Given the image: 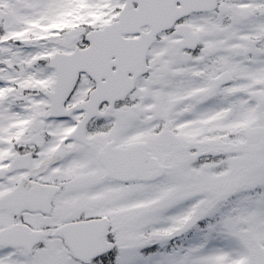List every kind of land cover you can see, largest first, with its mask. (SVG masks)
Returning <instances> with one entry per match:
<instances>
[{
    "label": "rangeland",
    "instance_id": "374dc122",
    "mask_svg": "<svg viewBox=\"0 0 264 264\" xmlns=\"http://www.w3.org/2000/svg\"><path fill=\"white\" fill-rule=\"evenodd\" d=\"M73 2L78 8L75 7ZM122 3L123 0H0V8H4L5 11L3 13L6 15V30L2 40H0V51H3L2 55H0L1 130L10 132L13 126L22 119L30 122L34 121L35 127H41L43 120L46 119L45 108L47 102L43 97L36 94L35 89L50 86L54 80L55 73L53 70L39 65L40 63L37 62L41 61L42 58H46L42 55H50L55 51L63 49L68 50L74 43L82 40L86 25L97 27L111 21L116 9ZM79 4H81L80 7ZM67 11L72 12L73 15L66 16L65 13ZM68 23L69 26L67 25ZM32 25L57 27L46 32L37 31L39 34L36 35V41H29L28 37H26L27 39L24 38L22 41L28 40L29 47L22 46L24 43L13 45L14 41L7 42L11 34L20 29L19 27H29ZM65 26L68 27L69 31L62 32L60 29ZM224 33L227 36H232L235 32L225 31ZM213 35L211 34L212 37ZM214 41L216 42L217 40L214 39ZM159 48V59H161L164 54L167 55V50ZM2 62L6 63V67H2ZM162 63L171 66L168 60L162 59ZM9 64L15 65V67L9 69L7 67ZM172 66L178 68L179 63L176 61ZM174 81V78L165 77L163 83L158 88L148 87L149 84H145L143 90L145 95H142L144 99L141 105L133 107L131 111H128L124 115L118 114L115 117L116 122L120 124L124 123V132L132 136L134 141L143 132L146 134L144 138H148L150 143L154 144L152 128L159 121L151 113L150 107L157 104L166 108V103L179 93L178 90L172 91V89H175ZM16 85L18 88H15ZM22 89H28V93H22ZM18 99H21L23 102L14 104L13 100ZM225 117L226 115H224ZM245 118L247 137L255 134L253 131H256V127L259 128L258 131L264 133V112L260 114L247 113L245 114ZM211 119L216 120V117H212L210 113L199 118L204 126L208 125L206 122L211 123L209 122ZM232 119L233 117L230 114L229 127L227 129L237 128L231 123ZM46 122H50V120L46 119ZM69 122L53 121L51 122L52 124L49 123L56 133V138L53 141L55 148L61 133L67 128ZM196 122H190L186 129L182 131L181 136L176 139L185 141L186 139L200 135V133L207 129L202 125L198 130L192 131L190 127ZM212 127L215 126H210L208 129ZM233 130L237 131L236 129ZM152 148L154 153L159 152V147L153 145ZM78 154L92 162L89 158L92 155L87 151H79ZM255 157L254 163L256 167L254 171L263 177V180L258 182V184L264 190V147L256 153ZM88 160H85L80 167L88 164ZM186 162L181 163L183 165L186 164V167H188L189 162ZM252 164L253 162H251V166ZM250 168H248V172L253 171ZM248 172L246 179L250 180ZM183 173L189 175L185 170ZM193 175H198V185L190 195L182 193L176 195L174 198H168L173 192L175 185H177L173 180V175L170 174L164 182L150 186L134 187V193H128L124 197L103 204L106 207L117 206L122 202L132 199L133 196L132 203L128 205V213H133L130 221L133 228L126 230V221L124 224L121 221H114L120 232V244L126 246V240L131 236L141 238L142 232L147 227L150 228L151 238L162 239V237H166L167 235L180 232V221L189 215L202 217L204 214H218L222 209L231 211L226 201L225 205L223 202H219L221 200L220 194L215 192L214 198L216 200L210 201L208 192H198L204 188V185L207 187V180L210 181L212 178L216 179L219 177L216 173H211L207 169ZM202 180H205V182H201ZM254 183L256 182H252L253 185ZM251 185L248 188H252L253 185L252 187ZM4 187L5 183L0 184V192ZM80 189L86 191L88 195L94 196L99 187H81ZM247 192L248 189L246 190ZM184 199H190V204L184 206L182 203ZM121 209L123 208L121 207ZM115 213V217H121L117 211ZM239 213L243 216H248L249 220L254 222L247 232L235 231L228 224L222 223L219 224L221 226H218V228H215V226L210 227L208 233L196 231L193 237L194 241L190 244L191 246L186 254H150L149 258L143 260L135 247L132 248L133 250L130 253L125 255L123 262L124 264H264V244L262 246L259 244V242L264 243V193L254 199L246 197L242 199ZM60 216L55 213L50 220H55ZM9 217L8 213L1 210L0 224L10 225L11 221H9ZM39 219L37 218V220ZM224 221L235 220L229 214V216L225 217ZM40 222L37 221V223ZM254 225L256 227H253ZM232 231H235L236 234H233ZM51 250L52 252L49 250L43 254H38L35 258H29L19 252L4 251L0 247V264H74L65 257L66 253L63 254L56 246Z\"/></svg>",
    "mask_w": 264,
    "mask_h": 264
},
{
    "label": "flooded vegetation",
    "instance_id": "af4514ba",
    "mask_svg": "<svg viewBox=\"0 0 264 264\" xmlns=\"http://www.w3.org/2000/svg\"><path fill=\"white\" fill-rule=\"evenodd\" d=\"M245 1L219 0L217 10L220 14L209 15L215 14L214 11L199 13L197 14L199 17H197L196 24H202L204 29H219L220 31L223 19L229 17L232 20V25L239 23L240 26H245L248 24L252 30H256L258 29L255 21L257 15L260 25L264 28V0H249L253 4H249L248 7ZM227 27L229 28V25ZM106 130L107 127H100V131L97 133L98 136L87 134V144L65 138L54 149L52 141L45 137L43 130L38 131V128L32 124L19 123L14 129L16 139L14 141L9 138L4 139L0 144V158L3 160L0 166V184L5 182L6 185L1 192L6 193L16 187H20L22 184L26 186L28 183L32 184L33 197H36L38 184L41 191H44L45 186L48 184L51 186L57 185L60 191L54 197L50 217L61 209L63 210L59 218L49 220L42 213L31 214L30 206H23L31 200L26 199L28 196H25L24 199H16L18 211L13 215L10 214L9 221H11V224L7 226H26L20 234L16 235V238H28L29 229L40 231L43 236L42 244L47 242L50 249L56 246L61 251L66 250L70 256L68 246L64 243L65 236L59 234L58 228L67 223L90 218H107L109 221H113L110 218L112 211H103L109 210L111 207H106L103 204L126 195L133 189V183H119L116 179L108 176V169L101 161L100 155L108 152L109 147L111 150L114 146H124L123 140L126 139V133L123 132V127H118L116 130L111 129L108 132H105ZM39 134L40 136L38 137ZM8 146H11L13 152L4 157L2 152ZM161 150L164 152L162 160L169 166V173L173 175V178H178L181 175L180 165L182 160L191 159L192 156L183 153L185 149L177 141H173L171 146L161 148ZM79 151H87L92 155L89 158L93 163L86 157L79 156ZM20 156H29L30 163L27 164V160L22 158L18 162L19 168L11 169L14 158ZM85 160H88L89 163L80 167ZM93 186L99 187L94 196L88 195L86 191L80 189L81 187L90 188ZM118 186L121 188L120 192L116 189ZM180 190L181 186L174 187L172 195L168 198L178 195L179 193L177 192H180ZM47 195L50 196L51 192L44 193L41 196V200ZM37 218L40 219L37 220ZM131 219V217L127 216L119 221H131ZM37 221L41 222L37 223ZM119 235L120 232L117 226L111 224L109 239L115 243V249L98 258L97 262L99 264H113L114 257L120 252L117 241ZM127 242L128 239L126 240V249L129 247ZM0 247L2 249L15 250L25 256H29V253L21 248L13 249L2 245ZM36 250L37 248L33 252Z\"/></svg>",
    "mask_w": 264,
    "mask_h": 264
},
{
    "label": "water",
    "instance_id": "95a60500",
    "mask_svg": "<svg viewBox=\"0 0 264 264\" xmlns=\"http://www.w3.org/2000/svg\"><path fill=\"white\" fill-rule=\"evenodd\" d=\"M91 35H93V34H89V36H91ZM60 83H61V80H58V87H60L59 86ZM53 97H54V103L56 105V97L55 96H53ZM99 101H100V99H97L96 100V102H99ZM54 110H57V109L54 108ZM54 114H56V113H54ZM132 154L135 155V158H134L135 159L134 168L137 167V166H142V167H138L136 169H140V168H143V167H146V166H149V165L150 166H153L155 164V162H156L153 158H151L149 156V154L146 151H143V150H137V151H135V150H133ZM148 171H150V169H146V170H144L142 172H139L138 171L135 174H133L132 176L135 178L140 173L141 174V177L143 179L151 180V179H154L157 176L161 175L163 173V168H158L156 171H153V172H148ZM146 172H148V173H146ZM84 240H86V239H84ZM87 241H89V240H87ZM77 252H79V251H77Z\"/></svg>",
    "mask_w": 264,
    "mask_h": 264
}]
</instances>
